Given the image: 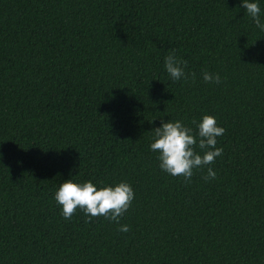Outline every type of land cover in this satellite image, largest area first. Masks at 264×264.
Instances as JSON below:
<instances>
[{"label":"trees","instance_id":"trees-1","mask_svg":"<svg viewBox=\"0 0 264 264\" xmlns=\"http://www.w3.org/2000/svg\"><path fill=\"white\" fill-rule=\"evenodd\" d=\"M205 114L223 152L185 183L152 130ZM0 154V264H264V31L241 0H0ZM66 179L134 199L65 220Z\"/></svg>","mask_w":264,"mask_h":264},{"label":"clouds","instance_id":"clouds-1","mask_svg":"<svg viewBox=\"0 0 264 264\" xmlns=\"http://www.w3.org/2000/svg\"><path fill=\"white\" fill-rule=\"evenodd\" d=\"M241 2L248 16L261 31H264L259 4L255 0H241ZM186 64V61L179 60L174 53H169L164 60L165 69L173 81L181 78L187 81L189 76L195 79V73L185 72ZM202 77L206 83H220L219 74L204 71ZM193 124H196V132L180 120L167 122L161 120L160 126L152 130L154 139L150 144V149L158 153L159 167L172 176L184 177L185 183L190 182L194 169H203L213 164L216 157L221 156L223 152V149L216 145L217 137L222 136L225 129L217 124L215 116L205 114L199 123L194 120ZM215 178V171L208 167L207 175L203 179ZM133 199V189L129 183L123 181L97 188L91 181L78 183L66 179L55 192V200L61 206L65 220H70L79 209L89 221L103 216L107 220L119 223ZM119 231L128 232L130 226L120 225Z\"/></svg>","mask_w":264,"mask_h":264}]
</instances>
